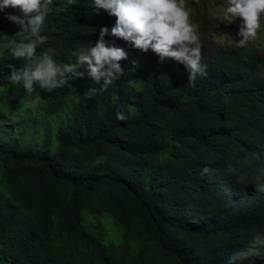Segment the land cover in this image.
Listing matches in <instances>:
<instances>
[{
  "label": "trees",
  "instance_id": "trees-1",
  "mask_svg": "<svg viewBox=\"0 0 264 264\" xmlns=\"http://www.w3.org/2000/svg\"><path fill=\"white\" fill-rule=\"evenodd\" d=\"M6 14L23 16L0 12V264H264V41L200 46L207 75L190 85L184 65L112 36L93 0H53L31 60L5 47L21 30ZM101 27L127 53L106 91L86 95L100 88L86 65L31 96L8 79L44 54L75 65ZM85 212L112 216L122 241Z\"/></svg>",
  "mask_w": 264,
  "mask_h": 264
},
{
  "label": "clouds",
  "instance_id": "clouds-1",
  "mask_svg": "<svg viewBox=\"0 0 264 264\" xmlns=\"http://www.w3.org/2000/svg\"><path fill=\"white\" fill-rule=\"evenodd\" d=\"M97 9L105 10L115 16V26L111 35L130 42L141 51L151 49L160 61L171 58L184 65L188 71V81L194 85L198 76H206V65L201 63L198 25L190 21V11L184 0H93ZM226 9L231 18H239L241 37L238 46L243 48L258 38L261 20L264 17V0H228ZM71 3V0H69ZM53 0H0V12L11 7L18 9L23 16L6 14L5 18L20 26L19 39L7 40L5 47L16 59L31 60L35 57L37 44L45 42L42 36L44 21L51 11ZM61 5L57 13L66 11ZM109 34L106 27L100 28V36L94 46L81 49L75 65L64 68L57 66L54 59L44 54L36 59L32 67L10 69L8 79L13 84H22L26 94L31 96L37 88L51 92L69 84L70 80L83 79L85 73L76 71L86 65L87 76L100 88H89L86 95L95 96L97 91L104 92L118 78L124 75L119 61L127 59L121 48L109 45L104 36ZM6 36V35H5ZM37 96L33 103H37ZM116 118L124 120L123 113L117 112ZM240 254H237V259Z\"/></svg>",
  "mask_w": 264,
  "mask_h": 264
},
{
  "label": "rangeland",
  "instance_id": "rangeland-1",
  "mask_svg": "<svg viewBox=\"0 0 264 264\" xmlns=\"http://www.w3.org/2000/svg\"><path fill=\"white\" fill-rule=\"evenodd\" d=\"M185 7L190 11V21L198 25L199 44L207 49L209 54L215 53L220 47H236L241 39L237 35L239 31L240 19L231 18L226 9L229 6L228 0H208L206 6H203L200 0H184ZM203 15L211 23L212 31H208L203 25ZM264 41V17L261 20V29L258 38L252 43ZM264 49V48H263ZM131 84L137 89L141 88L140 82L132 80ZM68 108V107H67ZM132 114L137 112V108L129 105ZM18 126H9L16 132ZM86 222L99 225V233L106 244L120 243L122 241V230L116 224L114 218L109 214L92 215L85 212Z\"/></svg>",
  "mask_w": 264,
  "mask_h": 264
}]
</instances>
